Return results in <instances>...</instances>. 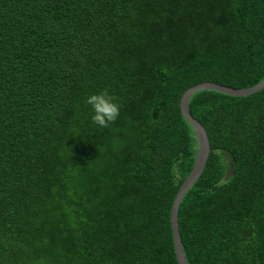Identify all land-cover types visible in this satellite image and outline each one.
<instances>
[{
    "label": "trees",
    "instance_id": "16d2710c",
    "mask_svg": "<svg viewBox=\"0 0 264 264\" xmlns=\"http://www.w3.org/2000/svg\"><path fill=\"white\" fill-rule=\"evenodd\" d=\"M264 78V0H0V264H177L198 142L185 89ZM107 89L120 114L91 120ZM186 264H264V87L199 90Z\"/></svg>",
    "mask_w": 264,
    "mask_h": 264
},
{
    "label": "water",
    "instance_id": "95a60500",
    "mask_svg": "<svg viewBox=\"0 0 264 264\" xmlns=\"http://www.w3.org/2000/svg\"><path fill=\"white\" fill-rule=\"evenodd\" d=\"M264 87V78L259 81L254 86H251L249 88L244 89H234L228 86L220 85L213 82H200L197 83L187 89L184 90L180 97L179 101V107H180V113L184 119H186L190 125L192 126L195 135L197 137L198 147L197 151L194 157L193 166L189 172V174L186 176V178L183 180L181 185L179 186V189L177 190L172 205L170 209V227H171V236H172V244L174 248V254L177 261V264H186L182 249H181V242H180V236L178 232V224H177V210L178 205L181 200V197L186 192V190L189 188V186L194 182L196 178L200 175L206 159L208 157L210 146H209V140L206 133V130L202 126V124L196 120L194 117L191 116L189 110H188V98L190 95L199 90H215L219 91L223 94L229 95V96H245L249 95L253 92H256Z\"/></svg>",
    "mask_w": 264,
    "mask_h": 264
},
{
    "label": "clouds",
    "instance_id": "9594fccd",
    "mask_svg": "<svg viewBox=\"0 0 264 264\" xmlns=\"http://www.w3.org/2000/svg\"><path fill=\"white\" fill-rule=\"evenodd\" d=\"M84 103L89 106L91 120L99 127H107L120 114V102L107 89L86 95Z\"/></svg>",
    "mask_w": 264,
    "mask_h": 264
}]
</instances>
